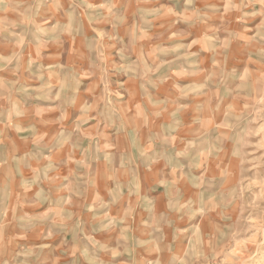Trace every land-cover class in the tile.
Masks as SVG:
<instances>
[{
  "label": "rangeland",
  "instance_id": "1",
  "mask_svg": "<svg viewBox=\"0 0 264 264\" xmlns=\"http://www.w3.org/2000/svg\"><path fill=\"white\" fill-rule=\"evenodd\" d=\"M161 101L167 123L193 119L170 126L197 139L191 187L169 179L163 221L130 224L131 252L150 249L128 264H264V0H0V183L48 179L4 174L10 135L46 161L99 131L111 167L100 140Z\"/></svg>",
  "mask_w": 264,
  "mask_h": 264
},
{
  "label": "crops",
  "instance_id": "2",
  "mask_svg": "<svg viewBox=\"0 0 264 264\" xmlns=\"http://www.w3.org/2000/svg\"><path fill=\"white\" fill-rule=\"evenodd\" d=\"M166 106L163 101L145 106L144 115L123 121L128 129L117 124L118 131L100 140L111 147L110 159L115 160L111 167L99 168V131L96 142H87L89 151L78 146L80 157L73 156L68 137L46 161L31 151V137L9 134L4 174H12L10 167L15 165L21 173L39 167V175L45 170L48 179L39 183L30 175L31 182L0 183V264H128L130 254L148 253L150 247L131 252L125 243L130 224L163 221L168 199L177 197L175 187L169 191L168 181L175 186V177L182 173L184 187L190 190V165L196 154L193 119L167 123L162 117ZM176 107L186 110L180 103ZM154 109L156 116L150 112ZM178 125L191 134L170 138V126ZM93 127H99V118Z\"/></svg>",
  "mask_w": 264,
  "mask_h": 264
}]
</instances>
